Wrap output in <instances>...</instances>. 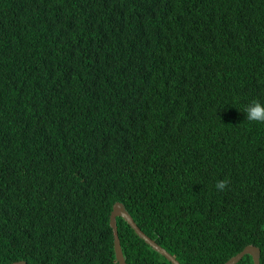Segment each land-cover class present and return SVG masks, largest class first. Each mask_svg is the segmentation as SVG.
<instances>
[{"label": "trees", "instance_id": "1", "mask_svg": "<svg viewBox=\"0 0 264 264\" xmlns=\"http://www.w3.org/2000/svg\"><path fill=\"white\" fill-rule=\"evenodd\" d=\"M253 101L264 0H0V264H264Z\"/></svg>", "mask_w": 264, "mask_h": 264}, {"label": "water", "instance_id": "2", "mask_svg": "<svg viewBox=\"0 0 264 264\" xmlns=\"http://www.w3.org/2000/svg\"><path fill=\"white\" fill-rule=\"evenodd\" d=\"M123 218L128 225L135 231L139 238H141L147 245H149L154 251L162 255L171 264H181L171 253H169L165 248L158 244L154 239L146 235L137 223L134 221L133 217L127 211L124 204L116 202L113 206L112 213L110 215V227L113 229L114 236V250L115 256L118 264H127L123 249L121 246V241L119 237L117 218ZM246 255H250L253 259L254 264H261V250L254 245H248L236 256L232 257L225 264H238ZM12 264H27L25 261H19Z\"/></svg>", "mask_w": 264, "mask_h": 264}, {"label": "clouds", "instance_id": "3", "mask_svg": "<svg viewBox=\"0 0 264 264\" xmlns=\"http://www.w3.org/2000/svg\"><path fill=\"white\" fill-rule=\"evenodd\" d=\"M244 112L248 121L264 123V104H261L259 101H253L244 109ZM229 183L230 181L225 179L218 181L215 187L222 192L228 187Z\"/></svg>", "mask_w": 264, "mask_h": 264}]
</instances>
